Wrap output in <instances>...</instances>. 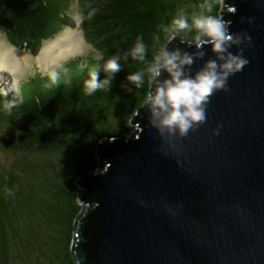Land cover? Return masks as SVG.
<instances>
[{"label": "water", "instance_id": "1", "mask_svg": "<svg viewBox=\"0 0 264 264\" xmlns=\"http://www.w3.org/2000/svg\"><path fill=\"white\" fill-rule=\"evenodd\" d=\"M225 4L230 32L251 37L229 51L249 63L186 137L160 136L145 106L131 138L105 140L101 171L79 181L92 196L73 242L80 264H264V0ZM182 39L171 50L194 53ZM203 51L193 77L216 59Z\"/></svg>", "mask_w": 264, "mask_h": 264}, {"label": "trees", "instance_id": "2", "mask_svg": "<svg viewBox=\"0 0 264 264\" xmlns=\"http://www.w3.org/2000/svg\"><path fill=\"white\" fill-rule=\"evenodd\" d=\"M76 1L83 16L82 27L87 29L91 44L106 57L120 55L121 70L109 74L103 70V65H99V80L109 79L110 85L92 96L83 93V81L89 78V72L57 86L31 90L28 98L10 114L4 110L3 102L14 98L0 93V121L17 129L18 133L7 141V148L43 154L54 151L58 157L57 164L52 165L53 171L25 161L21 167L23 176L9 173L1 177L0 264H10V250L17 246L19 258L32 260L33 264H80L73 241L83 225L80 214L85 202L81 201L84 198L91 200L92 196L86 188L82 189L79 181L101 171L102 160H105L101 146L108 137L134 135L140 125L137 120L145 107L144 98L149 88L147 76L145 84L138 89L127 80L146 64L133 61L131 57L125 61L123 53L134 46L138 36H143L147 45V62L161 46L167 45L171 51L172 46L165 34L158 31V26L170 25L181 9L190 24L194 12L203 11L228 21L224 14L233 10L230 4L228 9L222 10L218 0ZM73 2L0 0V21L9 42L24 46L20 42V29L41 25L43 32L52 30ZM209 4L212 6L210 13L207 10ZM196 34L193 29L178 33L177 37L191 41ZM154 35L160 36L155 45ZM44 37L48 38L42 36L41 39ZM25 46L30 48L31 45ZM0 91L4 90L0 88ZM115 115L120 120L118 125L110 118ZM16 186H19L17 193L13 191ZM6 190H10L11 195ZM88 204L86 208L91 202ZM14 239H19V243L13 242Z\"/></svg>", "mask_w": 264, "mask_h": 264}, {"label": "clouds", "instance_id": "3", "mask_svg": "<svg viewBox=\"0 0 264 264\" xmlns=\"http://www.w3.org/2000/svg\"><path fill=\"white\" fill-rule=\"evenodd\" d=\"M203 7V6H202ZM207 10L210 13L212 6ZM249 23H252L249 20ZM231 22L223 17L206 15L204 12L193 13L191 24L185 11L181 9L170 25L161 24L158 31L165 34L169 43L176 39L177 34L195 29L196 35L193 40H181L188 47H194V53H188L176 47L169 51L168 46H161L154 52L152 60L146 61L148 52L147 45L143 42V36H138L134 46L123 53V59L129 57L133 61L145 63L146 67L127 77L136 88L145 84V76L148 79L149 88L145 94L144 105L150 112L152 127L157 129L160 136L167 138L175 137L178 133L180 138L186 137L190 131H195L206 122V106L210 98L218 90L229 91L227 82L230 76L241 72L249 63L243 57V48L240 47L237 54L229 51L233 46L251 43V37L245 34H233L230 32ZM154 45L160 41L159 35L153 37ZM211 45V51L215 54V60H208L193 77L190 68L195 60H202L206 53L205 46ZM121 56L113 55L103 64V70L109 74L118 73L121 70ZM67 74L68 69L63 70ZM167 73V78L162 77ZM89 78L83 81V93L92 96L98 90L108 88L110 80H99L98 68L90 70ZM50 79L57 84L59 73L52 71ZM59 85V84H57ZM9 91L16 94V98L3 102V108L9 114L20 103L16 83ZM4 96L8 91H0ZM214 135H219L217 130ZM11 195L10 190H6Z\"/></svg>", "mask_w": 264, "mask_h": 264}, {"label": "rangeland", "instance_id": "4", "mask_svg": "<svg viewBox=\"0 0 264 264\" xmlns=\"http://www.w3.org/2000/svg\"><path fill=\"white\" fill-rule=\"evenodd\" d=\"M225 1L226 0H218L222 6V10H225ZM82 18L83 16L79 11L78 2L74 0L65 16L63 15L59 23L55 25V28L52 30L43 32L44 28L41 25H35L30 29H20V42H23V47L14 46L9 42L4 25L0 21V54L4 52L3 50L7 49H12L18 54L17 57L15 56L12 58L15 65H17V73L13 72V74H6L0 71V88L4 91H8V94L15 99L16 94L9 91L14 80L21 102L28 98L31 90L38 91L43 87L57 86V84L68 81L72 77L85 75V73H88L90 70L99 68V65H103L110 58L93 47L88 39L87 29L85 31L84 27H82L84 23ZM69 31L78 33L83 37V50L78 52V54L75 53L76 55L72 54L65 58L55 60L47 67L46 65H42L39 62V53L48 47L47 45L54 44L56 41L63 38ZM42 36L48 38L45 39L44 37L41 39ZM25 40L28 41V43H25ZM39 41L40 44H37ZM25 45H31L32 47L30 46V48H27ZM1 58L3 59V56ZM5 58H10V56H5L4 59ZM65 68L68 69L67 74L63 71ZM52 71H57L59 73L57 84H53L50 79V73ZM14 75H16V78ZM110 118L118 125L120 120L116 115ZM16 133L17 129L0 121V184L2 183L1 177L4 176L3 174L12 173L21 177L23 173L21 167L25 161H31L35 163V165H39L40 168L45 166V168L52 171V165H56L58 162L57 154L54 151L43 154L40 152H16L7 148V141L15 137ZM131 137L132 136H127V138ZM13 191L15 193L19 192V186L14 187ZM15 203H17L16 200ZM15 240L19 243V239H14L13 242H15ZM9 262L10 264H33L32 260H21L19 258L18 246L10 250Z\"/></svg>", "mask_w": 264, "mask_h": 264}, {"label": "bare ground", "instance_id": "5", "mask_svg": "<svg viewBox=\"0 0 264 264\" xmlns=\"http://www.w3.org/2000/svg\"><path fill=\"white\" fill-rule=\"evenodd\" d=\"M83 37L80 36L78 33L74 32H67V34L61 38L60 40L56 41L54 44L47 45L41 53H39V62L42 65L49 66L55 60L60 58H65L66 56H70L72 54H78V52L83 50ZM4 51V52H3ZM0 54V71L5 72L6 74H13V72L17 73V65H15L13 57H17V53L14 52L12 49L3 50ZM75 54V55H76ZM3 56V59L1 58ZM5 56H10V58H5ZM12 56V57H11ZM16 78V75H14ZM13 76V77H14ZM12 77V76H11Z\"/></svg>", "mask_w": 264, "mask_h": 264}]
</instances>
